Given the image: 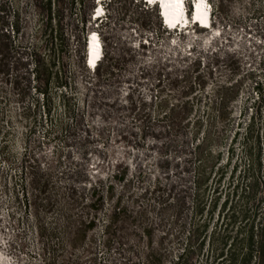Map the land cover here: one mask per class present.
<instances>
[{"label":"rangeland","instance_id":"374dc122","mask_svg":"<svg viewBox=\"0 0 264 264\" xmlns=\"http://www.w3.org/2000/svg\"><path fill=\"white\" fill-rule=\"evenodd\" d=\"M16 1L22 6L28 3ZM83 1L88 22L85 59L88 62V37L95 33L104 56L101 70L108 64L119 69L97 97L80 84L77 113L83 118L75 136L53 139L48 144L44 127H39L25 141L21 129L10 131L4 121L0 122L1 131L7 132L0 140V264H44L32 208L25 207V200L29 201L33 193L38 197L36 203L42 205L46 180L50 181L48 190L59 192L88 193L99 181L103 190L112 184L111 202L120 199L127 207V219L121 225V249L104 252L98 230L96 264H146L144 255L150 244L169 250L164 262L174 264L179 248L162 236L163 221L170 214L162 203L167 195L177 194L185 181L189 190H194L193 166L182 176L183 156L166 148L167 136L159 125L148 123L150 128L143 131L137 114L145 101L149 103L159 96V91L173 98L199 99L196 109L203 118L218 97L236 96L227 109L232 113L229 136L239 132L234 154L227 162V151H223L220 163L214 165L226 166L228 172L212 179L216 182L220 177L219 190H230L227 184L231 167H237L232 179L236 183L252 164L244 153L242 138L258 106L255 82L263 79L264 0H208L213 11L210 29L199 30L190 24L182 33L166 30L158 7H148L139 0H107L106 4ZM186 2L191 13V0ZM97 7L108 11L110 20L104 16L96 19ZM72 19L80 28L78 6L72 10ZM141 21L147 23L146 28H141ZM30 22L32 27V19ZM89 76L94 77L93 70L85 71L83 79L89 80ZM146 108L152 107L147 104ZM57 115L62 116L61 108ZM255 122L260 129L259 119ZM51 160L58 163L46 178L44 171ZM29 164L31 173L24 168ZM118 172L126 174L123 180L112 178ZM258 181L259 187L254 190L264 194V162Z\"/></svg>","mask_w":264,"mask_h":264},{"label":"trees","instance_id":"16d2710c","mask_svg":"<svg viewBox=\"0 0 264 264\" xmlns=\"http://www.w3.org/2000/svg\"><path fill=\"white\" fill-rule=\"evenodd\" d=\"M75 6L80 11V28L73 24ZM104 17L108 21L111 15L107 11ZM87 23L83 0H28L23 6L16 0H0V122L4 121L10 131L21 129L25 141L39 127H44L48 144L53 139L75 136L83 118L77 113L80 84L97 97L103 94L102 87L114 80L118 66L108 64L101 70L102 60L93 69L94 77L83 79L84 72H88ZM140 26L146 28L147 23L141 21ZM262 67L263 79L253 88L258 106L242 138L244 153L252 164L236 183L232 179L237 167H231L227 184L230 190H219L220 177L216 182L212 179L228 172L226 166L214 165L220 163L223 151H227V162L234 154L239 132L229 136L232 113L227 109L236 96L218 97L213 103L215 108L203 118L196 109L199 99L173 98L159 91V96L149 103L145 101L137 114L142 129L148 130V123L159 125L167 136L166 148L183 156L182 176L193 166L194 190L190 191L185 181L177 194L167 195L162 203L170 213L163 221L162 236L179 248L174 264H264V194L254 190L259 187L264 162V60ZM147 104L152 108H146ZM60 108L62 116L57 115ZM64 117L73 124L68 125ZM6 133L0 129V140ZM57 161L47 163L46 178ZM31 167L24 166L25 171ZM125 176L118 172L112 178L123 180ZM42 187V205L36 203L38 197L32 193L25 207L32 208L44 264H96L99 237L104 252L121 249V225L128 209L120 199L111 202L112 184L103 190L99 181L88 193L48 190L49 180ZM145 235L152 242L151 234ZM167 253L169 250L150 244L144 260L146 264H166Z\"/></svg>","mask_w":264,"mask_h":264},{"label":"bare ground","instance_id":"6f19581e","mask_svg":"<svg viewBox=\"0 0 264 264\" xmlns=\"http://www.w3.org/2000/svg\"><path fill=\"white\" fill-rule=\"evenodd\" d=\"M181 3L182 0H160V2H156L154 6L158 7L159 17L162 20V22L165 21L168 25L173 27L176 24L182 25L184 22H186V20H191L189 16L184 15V12L181 8L182 5ZM203 4H204L203 0L198 1V4L196 5L193 14L194 20L196 21V24L199 23L201 26H207V25L212 26L211 19H209L208 17V11L206 8H204ZM160 5H161V10L159 7ZM183 5H185V3ZM160 11L162 12V14L160 13ZM201 29L202 28H200L199 30ZM89 52H90L89 55H87L89 65L87 64V60H86V66L88 69L92 70L91 67L95 64L97 58L100 55V50L99 47L97 46L95 37L90 43Z\"/></svg>","mask_w":264,"mask_h":264},{"label":"clouds","instance_id":"9594fccd","mask_svg":"<svg viewBox=\"0 0 264 264\" xmlns=\"http://www.w3.org/2000/svg\"><path fill=\"white\" fill-rule=\"evenodd\" d=\"M183 3H185V5H186V4H187L186 0H184ZM102 57H103V55H102V48H101V50H100V55H99V57L97 58V60H99V59L101 60ZM97 62H98V61H97Z\"/></svg>","mask_w":264,"mask_h":264},{"label":"water","instance_id":"95a60500","mask_svg":"<svg viewBox=\"0 0 264 264\" xmlns=\"http://www.w3.org/2000/svg\"><path fill=\"white\" fill-rule=\"evenodd\" d=\"M160 10H161V8H160ZM161 12V11H160Z\"/></svg>","mask_w":264,"mask_h":264}]
</instances>
